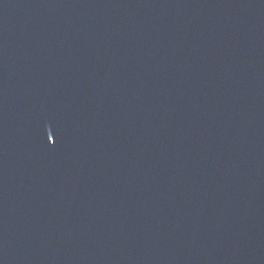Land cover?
I'll return each instance as SVG.
<instances>
[{"label":"water","instance_id":"95a60500","mask_svg":"<svg viewBox=\"0 0 264 264\" xmlns=\"http://www.w3.org/2000/svg\"><path fill=\"white\" fill-rule=\"evenodd\" d=\"M0 264H264V0H0Z\"/></svg>","mask_w":264,"mask_h":264}]
</instances>
